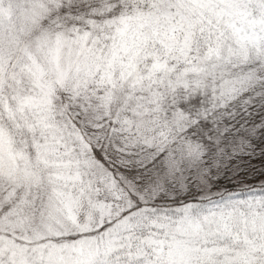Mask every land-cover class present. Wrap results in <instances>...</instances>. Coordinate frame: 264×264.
<instances>
[{"label": "snow or ice", "instance_id": "snow-or-ice-1", "mask_svg": "<svg viewBox=\"0 0 264 264\" xmlns=\"http://www.w3.org/2000/svg\"><path fill=\"white\" fill-rule=\"evenodd\" d=\"M0 264H264V0H0Z\"/></svg>", "mask_w": 264, "mask_h": 264}]
</instances>
